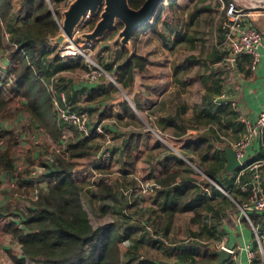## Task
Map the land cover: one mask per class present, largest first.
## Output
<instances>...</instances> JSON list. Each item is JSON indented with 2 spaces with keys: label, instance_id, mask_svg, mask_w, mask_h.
I'll return each instance as SVG.
<instances>
[{
  "label": "crops",
  "instance_id": "crops-1",
  "mask_svg": "<svg viewBox=\"0 0 264 264\" xmlns=\"http://www.w3.org/2000/svg\"><path fill=\"white\" fill-rule=\"evenodd\" d=\"M15 2L16 11H13L8 23L10 27L19 25L18 18L21 17L17 10L21 8L22 2ZM263 13L257 12L254 16L244 18V24L253 25L264 34ZM156 19L158 21L159 16ZM13 44L11 39L0 50L2 73L15 63L14 58L9 57L10 52L15 50ZM49 44L47 42L39 46L40 53L43 51L38 58L41 65L52 48ZM121 46L123 49L120 54L127 49ZM261 51V62L255 70L252 67L253 58L248 54L233 56L217 50L211 61L190 56L185 62L194 60L190 63L196 71L194 74L187 70L181 72V63L175 56L169 63L167 86L164 83L166 79L161 78L158 72L154 74L151 95L147 98L143 94L142 99H137L136 105L124 100L114 102L115 114H118L120 121H126L127 126L138 121L139 113L148 111L147 101L151 100L155 114L153 126L171 137V149L165 148L155 133L138 131L141 141L135 152L137 165L128 167L126 146L133 133L120 134L111 128L115 130L110 135L107 125L104 126L105 134L94 133L91 145L95 153L73 161L74 179L80 187L82 203L87 206L91 224L95 229L108 225L116 228L123 264H191L192 259L213 254V245L237 251L238 258L232 256L225 264H249L247 249L257 254V264H261L254 227L264 232V219L258 218L256 227L245 222L240 211L236 210V204L247 200L238 182H246L252 172L247 171L242 175V168L233 173L226 171V145L233 147V144L241 141L249 132L247 121L253 126L257 125L264 111V46ZM11 61H14L12 65ZM58 62L59 68L55 74L44 79L48 89L53 87L58 99L64 95L72 110L86 111L91 116L96 101L110 94L114 88L107 82L89 84L64 77L65 72L82 68L78 58L63 62L58 57ZM72 64L74 67H71ZM213 67L216 70L209 69ZM140 76L147 78L148 75ZM124 104L131 109L133 116L126 112ZM55 110L57 112L56 107ZM28 119L30 122L29 115ZM60 122L63 135L66 136L65 131L71 128ZM9 129L3 132L12 131ZM72 138L73 135L69 140ZM200 140L208 141L212 147V151L203 157L195 150ZM64 142L68 143L66 140ZM106 153H110L111 157L103 161ZM256 162L264 163V128L253 137L245 153V165ZM192 163L197 165L206 179L200 177L202 172ZM90 164L88 176L85 170ZM167 166L177 175L176 181L170 186H160L158 182L165 179L163 169ZM134 169L159 188L149 198L138 195L133 207L127 210V197L120 192V188L134 184L135 180L130 178ZM117 172L122 174L114 179ZM96 173L101 175L97 182L94 178ZM102 175L113 177L103 179ZM97 186L99 189L95 191ZM261 186L264 189V166L261 170ZM45 187L46 184L42 186ZM3 189L2 196L6 191L10 192L8 186L2 185ZM126 210L138 218L130 217ZM256 214L264 215V211ZM105 217H110L109 221ZM151 226L155 231L150 229ZM188 238L193 239L194 243L184 241Z\"/></svg>",
  "mask_w": 264,
  "mask_h": 264
},
{
  "label": "trees",
  "instance_id": "trees-1",
  "mask_svg": "<svg viewBox=\"0 0 264 264\" xmlns=\"http://www.w3.org/2000/svg\"><path fill=\"white\" fill-rule=\"evenodd\" d=\"M129 1L134 9H139L146 0ZM165 1L170 6H175L177 2ZM51 2L56 12L62 0ZM13 10L14 0H0V50L5 46L4 36L7 32L17 45V50L12 54L15 65L2 73L0 80V115L6 112L12 101L19 99L23 101V111L31 118V128H44L53 143L63 142L59 115L55 110L53 96L44 81L48 74L38 61L39 54H43V51L40 53V44L55 39L61 33L59 24L61 16L58 14V17L55 16L47 0H22L20 10L22 17L19 25L10 27L8 23ZM99 19V15L95 16L93 28ZM122 28L123 25L118 22L114 30ZM140 33L138 31L133 37L134 43L137 42ZM147 63L146 58L134 53L115 69L117 82L125 88L133 85L137 71L144 76L150 73ZM71 67H74V64ZM124 107L126 112L133 116L128 105L124 104ZM7 117L1 119L5 120ZM94 133L84 137L78 131H74L72 140L66 144V151L56 156V162L46 166L47 175L52 181L46 184L47 187L40 192L39 199L32 202L33 206L26 213L14 207L13 202L8 200L3 202L1 188L6 178L17 180L21 185L13 192H21L25 185L26 192L31 194L34 187L24 180V175L18 169L15 159V148L19 144L18 136L13 131L0 132L1 138L9 140L8 147L0 150V172L3 174L0 180V221L8 219L4 231L17 239L22 249L21 254L12 249L7 251L9 259L14 264H27L28 260L36 264H123L116 228L112 225L99 229L93 227L82 203L80 187L74 179L73 161L95 153L91 145ZM140 141L141 137L135 133L126 146L128 167L135 165V152L140 147ZM195 150L203 157L212 151V147L208 145V141L200 140L196 143ZM163 174L165 179L158 182L160 186H170L176 181L177 175L170 167H165ZM10 193L12 192L6 191L4 198H9ZM17 218L22 222L19 223ZM258 218L264 219V215L256 213L252 215L256 227ZM217 261L218 257L210 254L192 259L191 264H216Z\"/></svg>",
  "mask_w": 264,
  "mask_h": 264
},
{
  "label": "rangeland",
  "instance_id": "rangeland-1",
  "mask_svg": "<svg viewBox=\"0 0 264 264\" xmlns=\"http://www.w3.org/2000/svg\"><path fill=\"white\" fill-rule=\"evenodd\" d=\"M177 1L178 2L177 4H175V6H170L167 1L162 2L157 13L152 18L151 22L139 30L141 33L137 42L134 43L132 39V44L133 46L135 45L134 53L146 58L149 63L147 68L150 73L148 74V76H146L147 78H142L140 76L142 74L137 71L134 79V84L133 86H130V88H125L122 84L118 82V84H115L108 78H105L100 81L109 83V85H111L114 89L110 94L104 95L103 97L99 98L95 103L96 106H94V110H92V114L90 116V126L94 130L93 132H97V134L101 135L105 134L104 126L107 125L108 129H106L108 130L107 132L110 135H113L112 130L115 129L121 132L120 134H123L124 132H131L135 134L138 131L144 130L153 134L155 133L156 136H158L160 143L165 148L171 149V146H173L171 143V137L168 134L161 132L157 127L153 126L155 114L153 113V103L151 100L147 101V104H149L148 111L139 113L138 121L134 124L127 126H125L126 121H120V118L117 117L118 114H115L114 102L124 100L130 101L134 105H136L137 99H142L143 94L145 95V98H147L148 95H151L150 92L153 86L154 74L156 75L158 74V72H160L161 78L166 79L164 83H166L165 86H167V82H169L168 78L170 76L169 63L170 60H174L175 56L177 60H179L181 63V72L187 70L188 72L192 71L194 74L196 71L191 68L190 64L194 60L191 59L193 61H190L189 59V63L185 62V60L190 56V58H208V60L211 61L214 59V55L217 50H222V52H229L228 43L226 41L227 32L223 30V25L224 22L230 19L228 17V10L232 4H235V6L237 5V9L243 11L245 15L254 16L255 14H257V12H264V10L258 9V7L264 6V0H228V2L225 0ZM15 3L16 2L14 0V10ZM49 4L52 10L54 11L52 6L53 3L50 2ZM68 6L69 4L67 0H62L60 6L57 7L56 12L54 11L56 17H58V15L61 16V19L59 20V23L61 25H63L64 20L63 13L65 10H67ZM20 10L21 8L17 10L18 15L20 14ZM158 16L159 19L157 21L156 18H158ZM21 17L18 18L19 21ZM94 19L95 16H87L78 27L74 37H77L78 35H81L83 33L91 32L94 29ZM5 27H7L6 24ZM119 32L120 30L113 29L112 31L106 33L99 41L96 42L95 51L93 52L94 58L98 60L101 66L108 72L109 75L112 76H115V69L132 56L130 50L127 49H124L125 51L120 54V50L123 49V47L121 46V42L117 40ZM4 42L5 44L8 43L7 33H5ZM49 46L50 48H52L50 49L49 53L44 57V62H42V66L44 67V69L47 70H45L48 74L47 77H51L52 75H54L59 68V47L53 46L51 43L49 44ZM15 51L16 50H14L13 52L11 51L9 57H11V54H13ZM78 60H80L82 68L76 69L71 72H65L63 76L70 77L69 79H74L75 81H80L81 83L88 82L89 84H94V82L87 80L84 77L87 71L86 58H78ZM62 61L67 62L64 60ZM13 63L11 61V65ZM186 66H188V69H186ZM209 69L216 70V67ZM196 70L198 71L199 69ZM22 102L23 101L19 99L14 100V102L9 105L8 111L0 115V117L8 116L5 120L10 122V125H8L9 123L7 121H3L0 119V131L10 128L9 130L15 131V133L16 130L17 132H19L16 134L19 139V144L15 148V159L17 161V165L22 169L20 170V172L24 175L25 180L26 178H29L32 169L42 167L45 168V170L42 171L40 174L47 173L48 170L46 169V166L52 164V160L56 158L55 154H58V151H62L64 150V148L66 149V143L64 141L66 140L68 142L71 135H73L72 131L74 130L72 128L69 130L67 129L65 131L66 137H64L63 135V142L53 143L51 137L44 128L40 132L41 128L36 129L30 127V124L32 122L31 120L29 122V119L27 120V116L29 114L22 110L24 108V104L22 105ZM176 103L179 102L176 101ZM95 125H97L95 128L92 127ZM98 126H101V128H103V133H99L96 130ZM111 128L115 129L111 130ZM8 141L9 140L7 139V145L9 144ZM135 164L137 165V160L135 161ZM192 165L196 167L200 172H202L196 164L192 163ZM90 169L91 164L85 170L88 176H90ZM121 174V172H117L114 176V179H116V177H119V175ZM100 177V174L96 173L94 176V178H96L95 181L97 182L98 178ZM102 177L103 179H105L111 178L113 176L102 175ZM200 177L206 179V176L203 172L202 174H200ZM49 178L50 177L47 175L46 179H44L45 184H49L52 181ZM130 178H133L135 180L134 184L132 183V185H129L130 187L120 188V192H122V194L127 197V210L130 207H133L135 198L138 195L144 196L145 198H149L153 196L155 191H157V188H159L153 186L154 182L141 176L136 171V169L131 172ZM114 179H112V182ZM7 180L9 179L6 178L4 180L3 185L9 187L10 182ZM43 185L44 184L42 183L37 184V186L39 187ZM98 189L99 186H97L95 191H98ZM1 191H5V189ZM5 193H3L2 196L4 203L8 200V198H4ZM19 194L21 196L18 197V200H16L13 205L18 210L27 213L28 209L33 206L32 197L26 192V190H22ZM10 196H12V193H10ZM246 203L247 202L244 201L240 205L236 204V210L240 211L241 218L244 219L245 222L254 225L252 221V215L256 212H249L248 216L251 222L247 220L243 213V206ZM84 209H87L86 205L84 206ZM127 210L126 212L127 214H129L130 217L132 216L138 218L131 212L129 213V211ZM105 218V220L109 221L108 219L110 217ZM16 220H18L19 223L22 222L20 218H17ZM7 222L8 219L0 221V264H14L8 257L7 251L9 249H12L14 252H17L19 254H21L22 252L21 245L19 244L17 239H15L11 234L6 233L4 231V226ZM19 226H21V224ZM150 229H153L152 226L150 227ZM153 231L155 230L153 229ZM184 241L190 242V244L194 243V240L191 238L185 239ZM261 254L262 252L259 253L260 258H262ZM236 256H238L237 251ZM27 264L36 263L28 260Z\"/></svg>",
  "mask_w": 264,
  "mask_h": 264
},
{
  "label": "built area",
  "instance_id": "built-area-1",
  "mask_svg": "<svg viewBox=\"0 0 264 264\" xmlns=\"http://www.w3.org/2000/svg\"><path fill=\"white\" fill-rule=\"evenodd\" d=\"M74 0H67L70 5ZM48 3L51 0H47ZM231 5V4H230ZM228 17L230 18L226 22H224L223 30L227 33L226 41L228 43V50L231 55L236 56L240 54H248L253 58L252 67L255 70L262 58V48L264 46V34L258 30L253 25L244 24V18L249 17V15H245L243 11L237 9V5L232 4L228 10ZM60 24V23H59ZM62 27V25L60 24ZM8 41L11 40L10 34L7 32ZM51 40V41H50ZM49 40L53 46H58L55 44V39L52 38ZM96 42L81 40L77 37H73L69 39L63 46L59 47V58L64 61H69L77 58H86V67L87 71L84 77L87 80H90L94 83L100 82L101 80L108 78L113 83H117V79L115 76L109 75L108 72L101 66V64L94 58L93 52L95 51ZM15 50H17V45L13 44ZM15 65V63L13 64ZM2 79V72L0 71V80ZM1 85V83H0ZM50 92L53 96V103L57 108V113L59 115L60 121H62L67 127L77 130L82 136H91L94 131L90 126V115L86 111H74L72 107L67 104V99L64 95H61L58 99L57 92L53 87H50ZM64 103V105H60V103ZM249 125L248 134L242 138L241 141L233 144V148L236 151L237 157L242 164V175H245L247 171L252 172L251 177L246 181H239L238 183L241 186V190L244 193H247L246 204L243 206V213L247 220H250L248 214L249 212H263L264 211V190L261 186V170L264 166L263 162H256L254 164L245 165L244 158L246 149L251 144V141L255 135L259 133L261 128H264V111L261 113L260 118L257 122V125L253 126L250 121H247ZM43 128L40 129V132ZM99 133H103V128L98 126L96 129ZM66 137V136H64ZM7 139L0 137V150H5L7 148ZM66 149L62 151H58V154L64 153ZM111 157L110 153H106L102 160H108ZM56 162V158L52 160V163ZM19 170H22L21 167L18 166ZM45 168H36L32 169L29 178H26L27 182L34 186V190L31 192L30 196L33 201H37L39 199L40 192L44 189L37 184L42 183L45 184L44 179H46L47 173L40 174L44 171ZM2 173L0 172V180L2 179ZM101 176V175H100ZM48 178V177H47ZM49 179L52 180L50 177ZM5 180V179H4ZM3 180V182H4ZM10 182V191L12 192V196H9V202H15L18 200V197L21 195V192H13L15 188H20V184H18L17 180H7ZM153 186H155L153 184ZM157 187V186H156ZM26 187H22V190H25ZM14 197V198H13ZM35 199V200H34ZM22 227V225L20 226ZM254 231L256 234V238L258 241L260 253L262 252L261 264H264V232L260 231L258 228L254 227ZM232 252V256L234 259L238 258L236 256V251L230 249ZM249 255V264H257V254L253 251L247 249Z\"/></svg>",
  "mask_w": 264,
  "mask_h": 264
},
{
  "label": "water",
  "instance_id": "water-1",
  "mask_svg": "<svg viewBox=\"0 0 264 264\" xmlns=\"http://www.w3.org/2000/svg\"><path fill=\"white\" fill-rule=\"evenodd\" d=\"M165 0H146L139 8L134 9L129 0H74L64 11V20L61 33L55 38V44L63 46L69 39H72L87 16H100L99 21L91 32L83 33L77 37L82 40L92 42L99 41L106 33L112 31L117 23H121L117 40L121 42L131 55H134L132 39L135 34L144 26L149 24L157 13L160 5ZM264 10V6L258 7ZM228 155V165L226 171L233 173L242 168V164L237 157L232 146H226ZM214 256L218 257L216 264H225L232 258V252L228 248H218L212 246Z\"/></svg>",
  "mask_w": 264,
  "mask_h": 264
}]
</instances>
